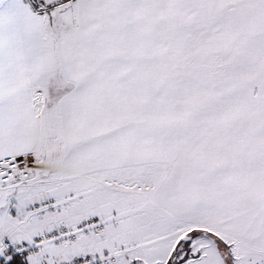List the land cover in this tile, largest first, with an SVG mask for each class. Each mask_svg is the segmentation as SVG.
<instances>
[{
	"label": "snow or ice",
	"instance_id": "obj_1",
	"mask_svg": "<svg viewBox=\"0 0 264 264\" xmlns=\"http://www.w3.org/2000/svg\"><path fill=\"white\" fill-rule=\"evenodd\" d=\"M0 264H264V0H0Z\"/></svg>",
	"mask_w": 264,
	"mask_h": 264
}]
</instances>
